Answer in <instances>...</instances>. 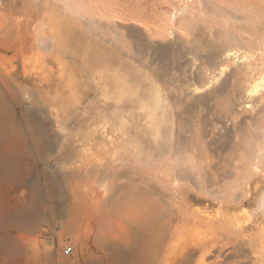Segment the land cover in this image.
<instances>
[{"label": "rangeland", "instance_id": "obj_1", "mask_svg": "<svg viewBox=\"0 0 264 264\" xmlns=\"http://www.w3.org/2000/svg\"><path fill=\"white\" fill-rule=\"evenodd\" d=\"M229 50L254 73L225 59ZM263 69L264 0H0V264H24L25 254L39 264L80 259L72 246L64 255L70 240L50 215L42 223L46 236L23 254L2 249V207L12 183L5 175L21 174L11 157L69 146L130 158L128 177L139 190L150 188V198L166 202L180 183L192 196L194 221L229 215L244 234L209 227L185 233L195 243L234 240L206 263L219 255L218 264H264ZM117 163L123 176L127 163ZM176 171L184 173L179 181ZM64 172L52 162L31 163L24 184ZM120 176L115 187L126 182ZM215 198L236 208L208 205Z\"/></svg>", "mask_w": 264, "mask_h": 264}, {"label": "bare ground", "instance_id": "obj_2", "mask_svg": "<svg viewBox=\"0 0 264 264\" xmlns=\"http://www.w3.org/2000/svg\"><path fill=\"white\" fill-rule=\"evenodd\" d=\"M234 55L235 53L229 50L223 56L225 59L235 64L237 63V65L238 63L245 65V62H237L239 56L235 58ZM245 66L246 72L254 73V70H251L253 69L252 65L251 67L247 62ZM225 83L227 82L225 81ZM193 91L191 92L190 90L191 94H193ZM251 93L252 91L246 92L243 95V103L253 97ZM258 103H263V107L264 99L259 100ZM241 105L238 106L241 107ZM19 138L18 142L23 143L24 140ZM9 140L17 141L13 137L9 138ZM32 141L36 147L43 146L42 139L37 140L33 137ZM25 150L18 157H15L13 160L12 157L10 159L22 174L18 172L20 174L19 180H16L18 178L16 174L8 173V175H5L8 176L7 178L12 183L8 187L6 186L8 191L4 196L5 203L2 207V249L3 251L7 250L13 255H17L19 252L23 254L26 247H31L33 243L38 242L41 235L46 236V233L41 232V229L42 223L47 221L49 215L53 217L55 224H58L61 228V235L68 237L70 240L66 249L72 246L80 250V259L75 264H218L217 259L219 260V255L212 262L206 263L205 259L212 254L213 250H218V248L224 250L226 246H232L234 240L223 242L222 245H217L219 242L214 245H211L209 242L201 243V241H199L200 243H195L196 241L194 240L195 242H193L191 238L188 239L185 233L193 228L196 230L200 227H209L208 229L211 228V230L215 228L228 234V236L234 230L238 232V235H242L245 232L243 228L234 226L233 219L229 215V218L227 216L222 217L223 220L221 221L216 220V222L218 221L217 223H213L214 220L211 222V219L208 220L205 217L194 221L196 216L187 208L188 201L192 196L180 183L176 186L174 185L175 193L173 196L168 195L169 197L166 202L162 198L160 200L150 198L145 193L147 188L144 189L142 186L143 192L140 185L141 190H139V187L134 186V180L132 181L128 177L131 171L128 165L130 158L128 157L113 159L112 156L110 157L106 153L105 155L93 156L85 154L86 152L80 153L70 146L65 150L55 151L49 155L42 153L32 155V152L30 153ZM5 161L2 160V154H0L1 167ZM119 161L127 163L121 168V170H124L123 176H120L119 172L117 174L115 171L118 165H120L117 163ZM39 162H44L48 165L52 162L62 172H67V175H65V172L63 174L64 177H61V175L60 177H55L56 175L53 176L55 173L53 175L45 174L43 177L40 175L44 178V182H39L40 178L39 181L36 179L32 184L25 185L24 181L29 178L28 168L31 166V163L37 164ZM117 170H120V167ZM118 175L123 177L126 182L123 181L125 182L124 184L119 182L120 185L118 183L119 186L115 187ZM178 176L179 173H177L176 178ZM120 177L119 179L121 180L122 178ZM178 178L177 180L179 181L180 178ZM186 179L185 181H187ZM217 179L219 181L215 179L212 181L215 182L214 185L220 183V178ZM16 181H20L21 183L13 184V182L17 183ZM140 182L142 184L143 179ZM209 183L213 185L211 179ZM148 185L150 186V184ZM167 185L168 187L170 186L169 182ZM148 191H151L150 188L146 190V192ZM157 195L155 194V197ZM251 198L250 196L243 202L249 203ZM216 202L221 207L225 206L227 211L236 208L234 204L217 198L209 202L208 205ZM194 232L192 231V233ZM190 233L191 231H189ZM220 234L223 235V233L219 232L218 236H221ZM200 235L199 238L201 237ZM196 236L198 237V234ZM223 236L222 239L224 238ZM204 238L208 240L209 237ZM238 239L236 243L240 241ZM34 255L28 257L25 254L23 257L25 260L24 264H39ZM236 263L239 264L238 262Z\"/></svg>", "mask_w": 264, "mask_h": 264}, {"label": "built area", "instance_id": "obj_3", "mask_svg": "<svg viewBox=\"0 0 264 264\" xmlns=\"http://www.w3.org/2000/svg\"><path fill=\"white\" fill-rule=\"evenodd\" d=\"M70 253H71L70 248H67V249L64 248V255H69Z\"/></svg>", "mask_w": 264, "mask_h": 264}]
</instances>
